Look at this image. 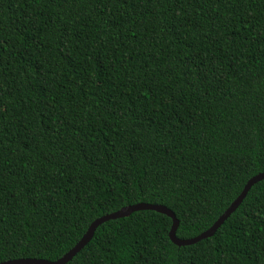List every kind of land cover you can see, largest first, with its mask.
<instances>
[{
    "label": "trees",
    "instance_id": "16d2710c",
    "mask_svg": "<svg viewBox=\"0 0 264 264\" xmlns=\"http://www.w3.org/2000/svg\"><path fill=\"white\" fill-rule=\"evenodd\" d=\"M264 172V0H0V263L105 215L210 229ZM101 224L66 264H264V179L216 233Z\"/></svg>",
    "mask_w": 264,
    "mask_h": 264
},
{
    "label": "water",
    "instance_id": "95a60500",
    "mask_svg": "<svg viewBox=\"0 0 264 264\" xmlns=\"http://www.w3.org/2000/svg\"><path fill=\"white\" fill-rule=\"evenodd\" d=\"M264 179V172L260 173L253 178H251L248 183L246 184L245 188L243 189L242 193L239 195V197L233 202V204L226 210V212L217 220V222L207 231L203 232L199 236L195 238L190 239H181L177 237V229L179 227V220L177 216L174 214L172 210H170L168 207L163 205H155V204H148V203H140L133 206H129L126 208H123L117 212L105 215L101 218H98L95 220L90 228L88 229L87 233L84 235V237L80 240V242L72 249L70 250L65 256H63L61 259L57 261H48L44 259H16V260H10L5 261L0 264H66L68 261L72 260L74 256L79 253L93 238L96 229L103 224L104 222L127 217L131 215L135 211H141V210H155L157 212L163 213L168 215L173 219V225L170 232V238L171 240L177 244L178 246H186L191 245L194 243H197L201 241L202 239L209 238L213 236L218 228L237 210V208L241 205V203L246 198L248 192L253 187L254 184Z\"/></svg>",
    "mask_w": 264,
    "mask_h": 264
}]
</instances>
